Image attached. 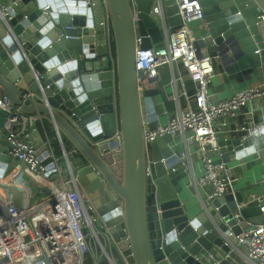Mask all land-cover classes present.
Here are the masks:
<instances>
[{
    "label": "water",
    "instance_id": "1",
    "mask_svg": "<svg viewBox=\"0 0 264 264\" xmlns=\"http://www.w3.org/2000/svg\"><path fill=\"white\" fill-rule=\"evenodd\" d=\"M197 1L214 44L222 51L234 45L264 83V30L255 25L256 8L264 12V0ZM0 12L5 14L0 17V98L48 119L63 150L52 154L32 124L28 139L45 173H15L13 182H2L13 158L0 144V216L61 188L52 175L54 156L56 170L70 174L89 205L86 212L114 264H210L215 258L206 255L214 247L229 251L223 234L236 235L244 223L262 222L259 202L244 203L239 193L209 198L190 215L174 187L188 171L172 136L145 142L144 132L157 125L150 99L157 91H138L135 50L162 46L163 30L171 33L181 23L175 2L0 0ZM202 43L195 42L197 56ZM25 91L34 95L22 101ZM231 135L217 140L218 151L207 154L254 152L251 138Z\"/></svg>",
    "mask_w": 264,
    "mask_h": 264
},
{
    "label": "built area",
    "instance_id": "2",
    "mask_svg": "<svg viewBox=\"0 0 264 264\" xmlns=\"http://www.w3.org/2000/svg\"><path fill=\"white\" fill-rule=\"evenodd\" d=\"M90 3V0H84ZM177 4L181 23L171 33L163 30L162 46L158 48L136 47L134 69L138 91L149 87V83L157 76L158 68L179 63L188 73L194 84L192 103L184 109H178L168 119L166 124L156 125L153 130L144 132L145 142L153 141L165 133L180 135L186 147L187 141L196 144L200 155L201 172L198 177H191L190 184L198 192L203 187L209 188V198L221 197L229 193L233 182L229 167L222 159L214 160L208 151L216 150L217 131L215 121L224 116L234 115L240 107L256 97L264 95V84L247 86L235 91L230 97L213 102L209 96V83L214 77L212 65L213 55L197 56L195 42L213 38L202 35L193 39L188 30V24L202 20V9L197 0H174ZM255 25L264 30V12L257 7ZM0 12V17L4 18ZM222 41L225 39L222 37ZM255 53L259 54L256 50ZM33 93L25 91L20 95L22 101L33 97ZM0 111L4 113L0 123V135H4L8 147V155L25 164L31 175H43L46 171L42 160L36 155L35 148L28 139L30 126L37 121L38 115H28L12 105L6 97L0 98ZM240 140L255 138L264 134V121L243 123L235 128ZM115 138L119 139L115 131ZM59 142V141H58ZM61 148V147H60ZM61 154L63 150L60 149ZM183 162L189 171L188 152L185 148ZM52 155V154H51ZM53 156V155H52ZM56 158L52 157V175L60 179L61 188L51 190L41 201L28 203L22 207L15 206L8 215L0 216V264H100L99 257H105L108 264H114L107 256L105 245L99 235L101 232L90 220L87 206L77 191L74 179L70 174H62L56 170ZM152 162L146 159L145 175H152ZM71 185V190L66 185ZM261 196L252 200H261ZM259 204V203H258ZM237 208L240 206L237 205ZM259 210L264 219V204H259ZM83 230L85 232H83ZM228 237L236 239L232 243ZM224 245L229 249L224 254L228 258L230 251L239 253L248 264H264V220L242 228L238 234L228 231L223 234ZM194 240H192L193 242ZM243 249V251H242ZM207 258H213L207 253ZM198 259V258H197ZM213 260L210 264H217Z\"/></svg>",
    "mask_w": 264,
    "mask_h": 264
},
{
    "label": "crops",
    "instance_id": "3",
    "mask_svg": "<svg viewBox=\"0 0 264 264\" xmlns=\"http://www.w3.org/2000/svg\"><path fill=\"white\" fill-rule=\"evenodd\" d=\"M166 4L172 3L174 0H164ZM188 30L193 39L199 36L208 35L204 29L203 21L197 20L188 24ZM234 47L230 46L227 50H220L215 44L205 40L198 49L201 55H213L212 65L214 69V77L209 83V96L213 102H218L230 97L235 91L256 84H264L259 82L252 73L249 63L244 54ZM112 55V51L110 48ZM113 58V56H112ZM156 89V93L151 96L152 106L157 113V125L166 124L178 109H184L192 103V95L194 93V84L189 77L187 71L179 64L164 65L158 68L157 76L149 83L148 89ZM37 116V115H36ZM42 122H36V129L40 137L49 142L50 151L55 154V146L59 150L60 144L55 139V133L51 127L49 120L43 116H38ZM264 121V95L252 99L239 110L230 116L220 117L215 121L217 140L233 138L232 133L235 128L243 123H257ZM2 122L0 116V123ZM238 133V132H237ZM239 135V133H238ZM173 143L178 147L176 154L185 162L182 154H185V148L188 152L189 171L185 177L175 184V190L178 195L180 207L187 210L190 215L200 211L203 202L208 199L209 188L203 187L198 192L190 184L191 177H198L201 172L200 155L196 150V144L187 141L186 147L182 142L180 135L172 136ZM54 140V141H53ZM252 146L254 152L236 155L235 151H227L225 153L212 154L214 160H224L229 167V174L233 178V182L229 188V193L234 195L239 193L243 202L251 201L254 197L261 196L259 204H264V134L252 138ZM0 144L7 145L4 135H0ZM61 149V148H60ZM56 155V154H55ZM12 169L5 174L2 182H13L15 173L22 176L31 175L25 164L12 160ZM184 165V164H183ZM18 175V174H17ZM16 183V181H14ZM17 184V183H16ZM235 205V202H231ZM237 205V204H236ZM264 220V219H263ZM261 219V221H263ZM251 224L246 222L243 228L249 227ZM243 251V249H242ZM217 264H248L245 259L237 252L230 251L228 258H224V252L214 247L210 252Z\"/></svg>",
    "mask_w": 264,
    "mask_h": 264
},
{
    "label": "rangeland",
    "instance_id": "4",
    "mask_svg": "<svg viewBox=\"0 0 264 264\" xmlns=\"http://www.w3.org/2000/svg\"><path fill=\"white\" fill-rule=\"evenodd\" d=\"M99 237H100V239L102 241V236L99 235ZM99 258H100L99 259L100 264H108L107 260L104 257H99ZM87 260H88L89 264H91L90 260L89 259H87Z\"/></svg>",
    "mask_w": 264,
    "mask_h": 264
},
{
    "label": "trees",
    "instance_id": "5",
    "mask_svg": "<svg viewBox=\"0 0 264 264\" xmlns=\"http://www.w3.org/2000/svg\"><path fill=\"white\" fill-rule=\"evenodd\" d=\"M55 148H56V151H54V152H55L56 156H59L61 154L60 148H59V150L57 149V146H55Z\"/></svg>",
    "mask_w": 264,
    "mask_h": 264
},
{
    "label": "bare ground",
    "instance_id": "6",
    "mask_svg": "<svg viewBox=\"0 0 264 264\" xmlns=\"http://www.w3.org/2000/svg\"><path fill=\"white\" fill-rule=\"evenodd\" d=\"M174 2V1H173Z\"/></svg>",
    "mask_w": 264,
    "mask_h": 264
}]
</instances>
